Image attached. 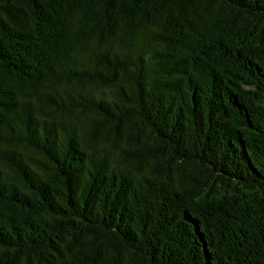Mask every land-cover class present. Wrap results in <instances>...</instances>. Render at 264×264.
<instances>
[{
    "label": "trees",
    "instance_id": "trees-1",
    "mask_svg": "<svg viewBox=\"0 0 264 264\" xmlns=\"http://www.w3.org/2000/svg\"><path fill=\"white\" fill-rule=\"evenodd\" d=\"M0 264H264V0H0Z\"/></svg>",
    "mask_w": 264,
    "mask_h": 264
}]
</instances>
